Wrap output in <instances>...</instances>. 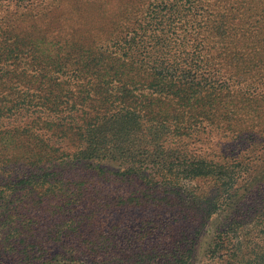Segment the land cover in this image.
Instances as JSON below:
<instances>
[{
  "label": "trees",
  "instance_id": "1",
  "mask_svg": "<svg viewBox=\"0 0 264 264\" xmlns=\"http://www.w3.org/2000/svg\"><path fill=\"white\" fill-rule=\"evenodd\" d=\"M200 244L264 264V0H0V264Z\"/></svg>",
  "mask_w": 264,
  "mask_h": 264
},
{
  "label": "rangeland",
  "instance_id": "2",
  "mask_svg": "<svg viewBox=\"0 0 264 264\" xmlns=\"http://www.w3.org/2000/svg\"><path fill=\"white\" fill-rule=\"evenodd\" d=\"M203 249H204V246L202 244H200V246L198 245V248H197V251H196L197 257H196V260H195L196 264H206V262L204 261Z\"/></svg>",
  "mask_w": 264,
  "mask_h": 264
}]
</instances>
